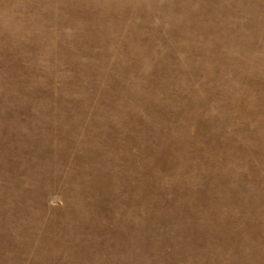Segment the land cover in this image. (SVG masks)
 Returning <instances> with one entry per match:
<instances>
[{
	"label": "rangeland",
	"instance_id": "374dc122",
	"mask_svg": "<svg viewBox=\"0 0 264 264\" xmlns=\"http://www.w3.org/2000/svg\"><path fill=\"white\" fill-rule=\"evenodd\" d=\"M0 264H264V0H0Z\"/></svg>",
	"mask_w": 264,
	"mask_h": 264
}]
</instances>
